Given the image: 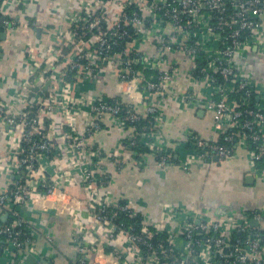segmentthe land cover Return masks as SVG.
<instances>
[{
  "label": "built area",
  "instance_id": "1",
  "mask_svg": "<svg viewBox=\"0 0 264 264\" xmlns=\"http://www.w3.org/2000/svg\"><path fill=\"white\" fill-rule=\"evenodd\" d=\"M1 1L5 5L23 2ZM13 24L11 19L0 17L3 30ZM71 26L61 38L73 43L87 37L91 51L71 58L60 52L47 54L48 70L62 62L75 79H85L98 72L99 63H105L121 83L129 85L130 93L137 88L144 95L146 112L138 114L129 101L123 103L121 98L106 101L93 97L84 132L75 134L70 120L65 124L70 130L53 138L50 133L44 134V119L56 114L54 99L38 105L29 100L19 104L0 100L1 129L7 128V134L17 144L8 159L15 179L0 194V206L5 207L10 218L9 223L0 226V238L13 250L18 264L24 262L33 245L21 208L46 201L56 191L63 198L66 187L73 185V177L61 168V159L79 168L87 157L93 160V169H84L81 179L91 199L90 222L96 237L112 245L109 254L115 264H126L128 257L134 264H264V222L257 211L208 221L198 211L184 209L171 211L152 227L142 222L136 229L115 222L118 213L130 218L137 214L128 203L100 195L108 177L99 179L94 171L103 152L87 145V140L100 129V119L109 115L117 119L120 127L129 125L140 141H147L151 152L164 149L155 130L161 112L150 98L163 94L179 77L175 65L167 64L163 58L166 53H178L193 64L192 79L209 88L204 105L213 113L219 135L218 142L209 143L186 133L193 158L223 161L232 156L234 146H248L251 172L264 181V94L239 71L236 60L253 47L264 54V0H87L81 12L71 18ZM135 42L155 47L153 52L131 51L129 45ZM39 61L40 57H34L30 75L40 69ZM42 74L43 71L41 78ZM64 86L68 95L69 82ZM191 96L185 93L180 99L189 100ZM253 97L259 102L251 107ZM33 108H37L35 115L30 113ZM140 122L148 125L139 127ZM47 129L50 132L52 124ZM135 142V138L122 141L121 151L130 153ZM110 159L122 168L116 154ZM167 160L166 155L161 156L159 165H165ZM49 165L55 166L53 174L47 169ZM76 213L72 218L73 241L79 255L91 253L94 261L97 255L107 252L106 248L97 238H90Z\"/></svg>",
  "mask_w": 264,
  "mask_h": 264
},
{
  "label": "crops",
  "instance_id": "2",
  "mask_svg": "<svg viewBox=\"0 0 264 264\" xmlns=\"http://www.w3.org/2000/svg\"><path fill=\"white\" fill-rule=\"evenodd\" d=\"M86 1L23 0L20 5H5L0 0L1 15L14 22L0 33V100L17 104L29 100L38 105L54 99L53 103L58 107L56 114L44 119L47 123L44 134L50 133L53 138L62 137L63 131L69 129L65 124L70 120L75 134L84 132L93 97L106 101L121 98L123 103L129 101L138 114L145 115L146 112L144 95H140L137 88L130 93L129 85L121 83L105 63H99L98 72L95 71L92 78L85 79H75L74 74L67 70V64L62 62L52 70L45 65L47 54L60 52L71 58L76 53L91 51L87 37L69 43L60 36L70 32L71 18L81 12ZM262 32L264 41V26ZM129 47L131 51L148 49L153 52L155 46L135 42ZM37 56L41 58V67L30 75L31 63ZM163 58L180 72L167 91L150 98L161 112L155 130L159 132L165 147L161 152L140 153L135 159L134 151H121L120 143L135 138L136 133L120 127L113 116H104L99 122L100 129L87 140L88 147H97L103 152L97 161V171H94L97 177H108V183L100 190V195L110 197L114 202L128 203L147 227H152L171 211L184 209L198 211L208 221L257 211L264 222V181L251 172L248 146H234L232 156L223 161L217 158H193L190 142L184 137L186 133L209 143L219 140L213 113L204 105L209 88L192 79L193 64L182 55L169 52ZM236 60L244 76L264 83V65L260 64L261 55L255 47L248 49L243 57L237 56ZM42 71L44 74L41 78ZM66 82L70 85L68 95L64 90ZM34 88L37 91L33 97H29ZM257 89L264 94V87L257 86ZM185 93L192 95L189 100L180 99ZM65 98L68 99L67 103H64ZM256 100L259 102L258 98ZM50 124L52 129L48 132ZM7 130L1 129L0 120V194L11 187L15 179L8 167V159H11L17 144ZM142 143L147 147L146 140ZM114 154L123 163L122 168L110 159ZM163 155L168 160L160 166L159 160ZM92 161L87 157L77 168L68 160L61 159L60 164L73 177V185L66 187L64 197L61 198L60 191H56L46 201H37L21 208L33 238L32 248L22 264H87L93 255H79L73 241L72 218L76 212L90 238H97L106 249L112 246L96 237L90 222L92 204L82 186L81 177L84 169H93ZM47 169L53 174L55 166L49 165ZM9 221L5 207L0 206V226ZM17 259L13 250L0 238V264H18ZM94 261L90 264L116 263L105 251L97 255ZM125 263L134 264V260L128 257Z\"/></svg>",
  "mask_w": 264,
  "mask_h": 264
},
{
  "label": "trees",
  "instance_id": "3",
  "mask_svg": "<svg viewBox=\"0 0 264 264\" xmlns=\"http://www.w3.org/2000/svg\"><path fill=\"white\" fill-rule=\"evenodd\" d=\"M0 17H3L1 15V13H0ZM2 32H3V27L0 25V33H2ZM257 103H258V101L256 100V97H253L250 100V106L251 107H253ZM30 113L32 115H35V110L34 109H31L30 110ZM45 124H47V123L45 122ZM139 124H140L139 127H142L143 125H148L147 123H144V122H140ZM124 128L130 129L129 128V125H126V127H124ZM135 140H136V142H135V145H134V147L132 149V151H134L133 152V156L135 157V159H138V155L140 153H148V152H151L150 149H148L147 147H144L142 141H140V138H139V136L137 134L135 135ZM230 147H232V145ZM51 157H53V155ZM97 178H99V177H97ZM115 222H117V223H123L124 226H130V225H132L136 229V228L140 227V225L142 223V219H141V217L138 214L135 217L130 218L125 213H118V215H117V217L115 219ZM106 250H107V252H111L112 251V246H107V249ZM92 257L93 256H90L87 264H90L91 263Z\"/></svg>",
  "mask_w": 264,
  "mask_h": 264
},
{
  "label": "rangeland",
  "instance_id": "4",
  "mask_svg": "<svg viewBox=\"0 0 264 264\" xmlns=\"http://www.w3.org/2000/svg\"><path fill=\"white\" fill-rule=\"evenodd\" d=\"M259 54L261 55V61H260V64H261V65H264V55H263V53L260 52V51H259ZM252 67H255V65H252ZM255 77H259V78H260L259 75H256ZM254 81L256 82V85H257V86H259V87H264V83L259 82L258 80H255V79H254Z\"/></svg>",
  "mask_w": 264,
  "mask_h": 264
},
{
  "label": "water",
  "instance_id": "5",
  "mask_svg": "<svg viewBox=\"0 0 264 264\" xmlns=\"http://www.w3.org/2000/svg\"><path fill=\"white\" fill-rule=\"evenodd\" d=\"M36 91H37V88L32 89V90H31V93L29 94V97H33L34 92H36ZM61 168H62V169H66L65 166H62ZM251 225H256V223H253V222H252Z\"/></svg>",
  "mask_w": 264,
  "mask_h": 264
}]
</instances>
